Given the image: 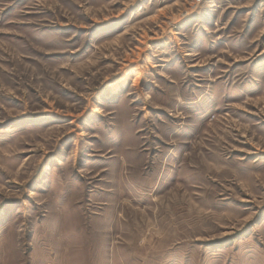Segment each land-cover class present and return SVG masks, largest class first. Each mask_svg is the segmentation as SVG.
I'll return each mask as SVG.
<instances>
[{"label": "rangeland", "instance_id": "1", "mask_svg": "<svg viewBox=\"0 0 264 264\" xmlns=\"http://www.w3.org/2000/svg\"><path fill=\"white\" fill-rule=\"evenodd\" d=\"M0 264H264V0H0Z\"/></svg>", "mask_w": 264, "mask_h": 264}, {"label": "built area", "instance_id": "2", "mask_svg": "<svg viewBox=\"0 0 264 264\" xmlns=\"http://www.w3.org/2000/svg\"><path fill=\"white\" fill-rule=\"evenodd\" d=\"M192 2L196 3V4H199L202 2V0H192Z\"/></svg>", "mask_w": 264, "mask_h": 264}, {"label": "crops", "instance_id": "3", "mask_svg": "<svg viewBox=\"0 0 264 264\" xmlns=\"http://www.w3.org/2000/svg\"><path fill=\"white\" fill-rule=\"evenodd\" d=\"M213 1V0H212ZM211 7H213V6H211Z\"/></svg>", "mask_w": 264, "mask_h": 264}]
</instances>
